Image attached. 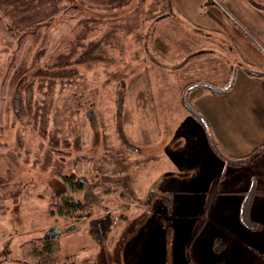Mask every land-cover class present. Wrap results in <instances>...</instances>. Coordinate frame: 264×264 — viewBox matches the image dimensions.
Instances as JSON below:
<instances>
[{
	"label": "rangeland",
	"instance_id": "374dc122",
	"mask_svg": "<svg viewBox=\"0 0 264 264\" xmlns=\"http://www.w3.org/2000/svg\"><path fill=\"white\" fill-rule=\"evenodd\" d=\"M227 9L219 19L241 34ZM171 16L166 0H0V262L38 264L39 239L75 225L54 241L56 264L92 261L88 222L108 213L110 264H264V153L232 164L224 148L244 150V137L210 128L194 102L224 86L225 67L238 89L250 76ZM213 98L211 111L233 114ZM71 175L94 184L91 217L50 213Z\"/></svg>",
	"mask_w": 264,
	"mask_h": 264
},
{
	"label": "crops",
	"instance_id": "0c3cea01",
	"mask_svg": "<svg viewBox=\"0 0 264 264\" xmlns=\"http://www.w3.org/2000/svg\"><path fill=\"white\" fill-rule=\"evenodd\" d=\"M171 2V17L172 21H175V25L177 22L189 25L191 27L189 34H192L191 31L200 33V35H203L206 39L213 42L222 53L229 54L230 59L232 56L236 57L237 62L239 59L242 65V71L250 76L247 80L240 79L242 80V84H239L241 88L238 89V87L236 88L238 75L234 74L235 70L233 71V68L225 67L224 71L227 77L224 79V86L216 87V85H213V87L215 86L214 88H217L220 92L213 93L208 90L205 85L208 92L197 99L195 98L194 102L198 103L196 104L198 107H196L200 110H196V112L203 117V121L206 125L213 127L215 131L217 128L224 127L226 123L229 126L235 125L241 136L244 137V144L241 145H245L243 147L245 148L244 150L241 151L236 145H229L227 149L224 148L227 153L229 152V157L234 160H244L241 161V163L248 160L254 161L255 159L249 156L254 154L257 148L264 145V63H262L253 52V45L256 47L258 46L251 36H255L260 42L264 43V34L258 24L259 20H264V10L261 9L262 7L264 8V0H171ZM220 2H222V5H220ZM222 6L228 8L226 12L229 15L225 13V17L234 23V27L238 29L241 34L238 32V34L235 33L231 24L227 22L223 23L219 19V12L222 14L224 13ZM236 21L246 24L249 27L252 26L251 30L256 32V34H245L239 29L241 27L238 26ZM176 33L179 34L175 31V34ZM205 52L209 53V55H215L212 49H208ZM224 71H222V73H224ZM238 90H241L242 95H237L239 96L237 100L227 97ZM212 97H214L213 99L215 100L222 98L220 107L222 110L226 111L230 106L232 107L229 103L233 102L235 111L230 109L233 114L227 111L222 115L221 111L220 115H218L215 113V110L211 111L213 107L212 105V107H210ZM200 99L202 101H200ZM225 99H227L229 103ZM217 117L220 119L218 121L221 122L220 124L217 122ZM229 129L234 128L230 127ZM252 138H254L258 144L255 145L253 151L251 150L253 149ZM234 165H237V163ZM252 180L254 183H258L255 174H253ZM254 188L260 193L264 192L258 190L259 187L255 184ZM177 254L178 251L176 250V255Z\"/></svg>",
	"mask_w": 264,
	"mask_h": 264
},
{
	"label": "trees",
	"instance_id": "16d2710c",
	"mask_svg": "<svg viewBox=\"0 0 264 264\" xmlns=\"http://www.w3.org/2000/svg\"><path fill=\"white\" fill-rule=\"evenodd\" d=\"M168 3V9L171 10L172 9V2L171 0H166ZM207 52H203L201 54H196L195 56H190L187 58L185 63H189L191 62L192 59L201 57V56H205L203 54H205ZM208 89H210L211 92L213 93H219L220 90H218L217 88H214L213 86H206ZM205 88V86H204ZM186 101V100H185ZM185 106L187 109H189L191 112H194L195 110L193 109V107L190 106V104L186 101ZM262 153H264V145L260 148L257 149V151L250 155L249 157L252 159L257 158L258 156H260ZM243 159V158H242ZM240 161V162H239ZM241 161L243 160H233L232 164H240ZM106 179L101 182L100 184H113V182L115 181L113 177H105ZM62 181L63 184L65 185L64 190L60 193V195H58L56 197V201L57 203H55L54 208H49L50 213L54 214L56 212V214L60 215V216H64L66 218H71L73 217L77 212L81 213V215H90V217L93 214V210H94V204H95V196H91L94 195L92 189L94 187V184L91 182V186L88 187V189H86V185L85 182H89L86 179H79L78 181H75V176H65L62 177ZM119 182V181H116ZM106 187H109L106 185ZM72 188V191H69V189ZM86 190V191H85ZM88 191H90V193H88ZM85 192L84 195V200H74L72 198L74 193H83ZM105 193H108V191H106ZM59 201V202H58ZM92 205V206H91ZM244 214V210L242 212ZM107 214V213H106ZM106 216V215H105ZM104 216V217H105ZM82 217V216H81ZM79 219V218H78ZM243 219H245L244 215H243ZM55 239L58 238H52L50 236H45L42 239H39L42 243L41 248H39V246L34 247V249H31L32 252V256L39 258L38 263H42V264H56V259H54L55 257V252L57 251L55 249V246H57V242H54ZM31 242H27L24 245H27ZM32 246H34L32 244ZM38 249V250H37ZM7 257H5L0 264H6L7 262ZM27 262H25L26 264Z\"/></svg>",
	"mask_w": 264,
	"mask_h": 264
},
{
	"label": "flooded vegetation",
	"instance_id": "af4514ba",
	"mask_svg": "<svg viewBox=\"0 0 264 264\" xmlns=\"http://www.w3.org/2000/svg\"><path fill=\"white\" fill-rule=\"evenodd\" d=\"M88 193H90V191H88ZM94 213H96V210H94ZM109 214L107 213V215L102 218H95L92 219L91 221L88 222V232L89 234L92 236L93 240H95L97 246L100 248L99 253L96 254L94 256V260L89 261V259H82L81 262H79L78 264H110V257L107 255L108 252V248H107V240H108V233L106 232V225L103 223L105 219L109 218ZM111 218V216H110ZM112 219V218H111ZM127 226V223L126 225ZM109 227V226H108ZM69 230H67L68 232H71L73 230H77V225H75L73 228H68ZM66 231V232H67ZM65 231H62L59 228H53V230L47 234V236H50L52 238H60L62 235H65L66 233ZM97 232V233H96ZM123 238L121 237V239L119 240L118 243H124L125 242V238L128 236L127 233H122ZM107 236V238H106ZM103 238H106L105 241H103ZM122 243V244H123ZM115 246V244H114ZM175 248V247H174ZM61 264V262H59ZM18 264H22V263H18ZM38 264H42V263H38ZM65 264V263H62Z\"/></svg>",
	"mask_w": 264,
	"mask_h": 264
}]
</instances>
